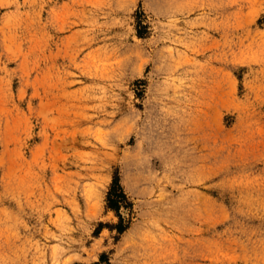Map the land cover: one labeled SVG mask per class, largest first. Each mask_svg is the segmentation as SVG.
Segmentation results:
<instances>
[{
    "label": "rangeland",
    "instance_id": "1",
    "mask_svg": "<svg viewBox=\"0 0 264 264\" xmlns=\"http://www.w3.org/2000/svg\"><path fill=\"white\" fill-rule=\"evenodd\" d=\"M0 264H264V0H0Z\"/></svg>",
    "mask_w": 264,
    "mask_h": 264
}]
</instances>
